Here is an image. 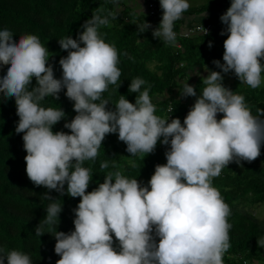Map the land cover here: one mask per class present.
I'll return each instance as SVG.
<instances>
[{"label":"clouds","instance_id":"obj_1","mask_svg":"<svg viewBox=\"0 0 264 264\" xmlns=\"http://www.w3.org/2000/svg\"><path fill=\"white\" fill-rule=\"evenodd\" d=\"M156 2L147 4L151 18H161ZM159 3L163 15L152 35L174 44L175 22L190 8L189 0ZM108 16L115 19L112 13ZM108 16L94 12L81 25L76 39L66 36L58 40L61 50L68 53L59 60L60 79L49 64L48 48L37 35H20L17 43L10 30H0V70L10 65L0 76V94L3 100L15 99L19 117L15 132L23 133L27 176L36 187L48 190L43 199L50 203L35 234L43 236L45 226H54L59 220L63 204L50 195L55 191L81 198L73 209L75 230H56L53 235L54 251L60 257L56 264H223L231 247V209L212 181L233 162L241 167L243 162H254L264 145V109H257L254 116L245 97L224 86L223 74L234 73L252 89L261 86L264 0H231L220 16L225 26L220 35H227L223 63H212L221 71L196 68L194 80L182 84V99L196 97L189 100L192 107L183 124L179 118L172 119V104L167 110L170 119L156 115L151 86L141 90L146 81L139 77L129 87L130 93L137 94L135 103L120 94L109 109L111 103L103 93L117 85L122 72L117 48L99 33L101 26L109 25ZM209 25L188 23L179 35L186 36L191 30L190 35H206L214 28L211 25L209 30ZM150 28L146 21L139 31ZM208 47H213L212 42ZM33 78L36 86L30 88ZM202 84L197 96L196 88L201 89ZM64 89L77 113L64 124L71 134L53 131L65 119V111L41 103L47 97L58 100ZM218 114H223L219 120ZM117 133L131 157L149 155L162 142L170 147L165 152L167 163L157 164L148 184L142 186L138 179L123 175L116 160L101 161V172L110 167L115 170L107 171L104 182L88 192L93 174L85 162H94L106 136ZM256 233L255 242L264 250V231ZM117 241L118 247L114 246ZM10 250L8 245L0 248V264H33L30 255ZM242 256H236V264L264 261V255L254 261Z\"/></svg>","mask_w":264,"mask_h":264},{"label":"trees","instance_id":"obj_2","mask_svg":"<svg viewBox=\"0 0 264 264\" xmlns=\"http://www.w3.org/2000/svg\"><path fill=\"white\" fill-rule=\"evenodd\" d=\"M145 1L143 8L139 10L132 8L127 0H0V30H10L17 43L20 35H37L41 43L48 48L49 64L54 66L55 77L60 79L62 68L59 60L68 53L61 50L58 40L66 36L76 39L81 25L90 19L94 12L101 17L112 13L115 19L108 16L109 25L99 28V33L105 41L117 48L120 60L118 67L122 72L117 85H110L103 93V98L111 103L109 109H113L120 94L135 103L137 94L130 93L129 87L131 80L139 77L146 81L141 90L151 86L150 97L157 108L156 115L170 119L167 110L172 104V119L179 118L183 124L189 108L192 107L189 100L195 101L196 97L182 99V84L194 80L192 75L196 68L202 70L206 67L211 71H221L212 61L220 60L223 63V44L227 35H220L225 26H222L219 18L230 7L231 0H220L215 8L205 6L203 9H188V19L182 15L175 22L174 30L177 36L174 44H166L153 37L152 32L159 26L163 13L160 3L156 0L161 18L149 17L147 4L151 0ZM205 11L209 12L204 13ZM197 14L206 24L214 26L212 31L206 35L197 32L189 37L179 35L183 26L197 20L192 17ZM189 18L192 22H189ZM146 21L152 28L141 33L139 26ZM209 42H212L213 47H208ZM181 63L184 65L179 68ZM261 63H264V60ZM9 66L0 70V76L6 74ZM223 75L224 86L243 95L254 116L257 115V109H264V79L260 87L252 89L249 86L244 87L234 73ZM228 80L234 83L229 85ZM35 86L36 80L33 78L30 88ZM203 87L202 84L201 89L196 88L197 96L201 94ZM65 93L66 89L59 93L58 100L55 97H47L41 103L45 107H61L65 111V119L55 125L53 131L71 134L69 129L64 128V124L70 122L77 113L73 110L74 102L70 101ZM2 95L0 94V248L8 245L10 251H22L30 255L33 264H56L60 257L54 251L56 240L53 235L56 230L65 233L75 230L73 209L80 203L81 198L61 196L52 191L50 195L61 199L63 211L54 226H45L43 236L35 234V228L44 219L45 210L50 203L43 199V194L48 190L36 187L27 176V153L23 147V133L15 132L19 120L15 99L3 100ZM222 116L223 114H218L217 119ZM161 143L158 142L155 151L149 155L131 157L126 151L127 145L119 141L118 133L107 135L97 159L94 162H85L84 166L91 167L93 174L87 191L91 192L99 183H103L107 171L115 170L110 167L104 172L100 171L101 161L113 159L117 161L123 175L138 179L142 186H146L154 174L155 166L167 163L165 152L170 147L162 146ZM212 183L231 209L228 218L232 225L231 247L226 253V258L223 257V264H236V256L241 253L245 255L242 257L251 261L262 258L264 250L255 242L257 225L262 222L253 213L242 210L248 206L264 205V145L261 146V155L254 162H243V167L233 162L225 167ZM66 190L67 185L65 192ZM113 239L115 240L114 235ZM114 246L118 247V241Z\"/></svg>","mask_w":264,"mask_h":264},{"label":"rangeland","instance_id":"obj_3","mask_svg":"<svg viewBox=\"0 0 264 264\" xmlns=\"http://www.w3.org/2000/svg\"><path fill=\"white\" fill-rule=\"evenodd\" d=\"M129 2V5L132 7V8H136V9H139L141 10L143 5H144V1L145 0H127ZM134 1V2H133ZM159 2V0H157ZM221 1L220 0H189V3H190V8H200V9H203V8H206L205 6H208L209 8H215L217 6V4H219ZM142 5V7H141ZM131 8V9H132ZM138 10V11H139ZM209 11H205L204 13H208ZM203 13L204 16H206L205 14ZM188 15L186 12L183 13V17L186 19ZM199 15H194L192 17L196 18L197 20L194 21L192 24L189 23V25L195 27V26H198V25H202V26H207L208 24H206V21L204 19H202L201 17H198ZM207 17V16H206ZM188 19V18H187ZM189 22H192L191 18H189ZM211 25H209L208 27H210ZM223 26V24H222ZM185 26H183L184 28ZM221 38V37H220ZM156 64V62L154 63V65ZM206 68V67H205ZM234 81H229L227 82V84L231 85L233 84ZM245 85L244 87H246L247 85L246 84H243ZM258 162H260L258 160ZM261 163V162H260ZM243 212H249V213H253L254 216H256V218L263 222V223H260L258 224V234H260L262 231H264V205H259V206H252V207H244ZM260 263L261 264H264V261L262 259H260Z\"/></svg>","mask_w":264,"mask_h":264},{"label":"built area","instance_id":"obj_4","mask_svg":"<svg viewBox=\"0 0 264 264\" xmlns=\"http://www.w3.org/2000/svg\"><path fill=\"white\" fill-rule=\"evenodd\" d=\"M210 29H211V26L209 27V30H210ZM198 30H202V29H201V28H198ZM191 32H193V30H191V31H190V33H191ZM190 33H187V35H186V36H189V35H190Z\"/></svg>","mask_w":264,"mask_h":264}]
</instances>
